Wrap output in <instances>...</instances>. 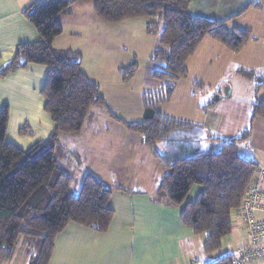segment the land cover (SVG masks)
Returning <instances> with one entry per match:
<instances>
[{"label": "crops", "instance_id": "obj_1", "mask_svg": "<svg viewBox=\"0 0 264 264\" xmlns=\"http://www.w3.org/2000/svg\"><path fill=\"white\" fill-rule=\"evenodd\" d=\"M37 1L0 0V70L14 57L20 43L39 40L37 29L23 15V11ZM217 9H220L219 15ZM189 10L195 16L227 20L230 29L250 28L254 32L260 28L264 38V0H191ZM249 12H253L250 17H254L252 23L245 19ZM60 21L63 32L55 38L53 47L57 51H73L81 55L83 72L100 85L105 104L117 117L114 113L111 115L105 106H93L80 134L60 135L55 156L58 165L72 178V184L75 182V188L78 180L74 178L75 168L71 165H78L76 159L81 165L96 164L94 170L87 172L112 189L108 204L114 210V216L106 232L69 222L56 237L49 264H209L224 255H239L249 246V239L245 225L235 212L232 213L233 230L223 239L221 248L205 253L206 234L204 237L194 233L181 221L184 203L171 204L164 193H160L161 179L167 169L155 158L143 136L124 124L143 120L144 93L160 87L153 78L152 72L157 64L150 60V55L147 78L136 79L135 75L129 82L122 80L119 68L126 65V60L114 59L113 53H123V49L110 44L107 39L108 36L115 37L112 33L122 28L125 21L112 23L101 20L91 0L74 3L70 13L60 15ZM146 27L147 24L145 30ZM155 47L148 50L150 54ZM213 63H216L214 68ZM226 67L242 80L241 83L250 81L257 87L258 77H264V40L250 39L240 51L234 52L207 35L187 61L188 76L183 78L187 99L177 105L173 98L175 91L169 104L173 101L176 105H172L170 110L158 105L157 109L167 116L203 125L200 142L203 149L218 150L224 140H233L250 130L249 136L237 147L243 156L257 163V172L260 167L264 168V153L259 155L254 150L255 145L264 149V117L253 116L257 97L251 101L242 118L238 113L242 110V103L233 107L228 103V108L218 110L209 107L208 102L200 101L202 104H199L194 101L199 98L200 89L205 93L208 86L212 87L210 78L214 73L219 71L217 75H227ZM48 72L46 65L30 64L0 77V110L5 105L10 110L6 140L24 150L50 137L55 128L51 115L44 108L45 98L41 94ZM181 81L176 82L175 90ZM263 87L264 84L257 90L264 91ZM105 89L116 93L118 109L113 108V100ZM234 93V85L231 84L230 95ZM258 99H264V95ZM230 110L236 115L232 121L228 115ZM246 117L247 126L244 127L242 120ZM162 146V143L157 144L160 152L164 150ZM256 172L253 180H261L264 187V177ZM195 190L199 194L203 187ZM194 196L195 193L187 196V202L194 201ZM256 215L262 217L264 213ZM197 236L203 238L197 239ZM195 238L198 242H194ZM195 243H199L198 256ZM188 245L192 247L191 252L187 251ZM22 260V264L30 261L28 247L24 249ZM242 264H264V260L253 259Z\"/></svg>", "mask_w": 264, "mask_h": 264}, {"label": "trees", "instance_id": "obj_2", "mask_svg": "<svg viewBox=\"0 0 264 264\" xmlns=\"http://www.w3.org/2000/svg\"><path fill=\"white\" fill-rule=\"evenodd\" d=\"M77 1L39 0L26 8L23 15L40 38L20 43L14 57L0 70L3 78L30 64L48 66L41 94L55 124L50 137L24 150L6 140L9 106L0 110V264L14 255L21 237L29 241L28 264H49L56 237L69 222L106 232L113 220L114 210L108 204L112 189L88 174L79 193H71L72 178L55 156L60 135L80 134L91 108L106 105L100 85L83 72L81 55L53 47L55 38L63 32L60 15L70 13ZM91 1L97 16L112 23L163 14L159 46L150 54V60L157 64L153 78L160 87L144 93L143 120L124 124L143 136L155 158L167 169L160 193L171 204L184 203L181 221L194 233L206 234L204 251L212 253L232 232V213L241 204L258 168L237 147L250 130L233 140H224L218 150L203 149V125L162 114L157 106L170 101L176 82L188 76L187 61L207 35L238 52L250 40L251 29H230L227 20L195 16L189 10L191 0ZM147 32L156 35V25L149 23ZM137 69L138 63L133 61L120 67L119 74L129 82ZM258 82L257 88L264 84V77H258ZM253 116L264 117V99L255 101ZM158 143L163 144V152L158 150ZM195 184L203 187L202 192L194 201L185 202ZM30 243L35 251L29 248ZM209 264H234L233 255Z\"/></svg>", "mask_w": 264, "mask_h": 264}, {"label": "rangeland", "instance_id": "obj_3", "mask_svg": "<svg viewBox=\"0 0 264 264\" xmlns=\"http://www.w3.org/2000/svg\"><path fill=\"white\" fill-rule=\"evenodd\" d=\"M216 12H217V15H219L220 9H217ZM252 13L253 12H249L246 15V18H245V19H247L246 22L252 23L254 21V17L250 18ZM163 20H164V18H163L162 12H159L156 16H151V17L127 19V21L124 20L125 22H123L124 25L122 26V28L114 30V32L112 34H115V37L108 36L107 40L110 44H112V45L114 44V46L118 45V46H120V48L123 49V53H118V54H116L115 52L113 53L114 59L117 57H120V59L125 58L126 65L131 64L133 61H136L138 63V69H137V72L135 74L136 79L147 78V76L150 72L149 71L150 51H148V50L153 46H156V47L159 46V44H157L158 33L160 32V30H162V26L164 23ZM132 21H137V22L132 23ZM105 22H107V21H105ZM149 23H153L156 25V35L148 34L147 27L145 30L146 24L148 26ZM157 29H158V31H157ZM255 38L257 41H263L264 40V38L262 37V33H261L260 28H256L254 32L251 29L250 39H255ZM152 44H153V46H152ZM126 65H124V66H126ZM215 66H216V63H213L212 67L214 68ZM228 70H229V67H226V71H225L226 73L225 74H227L226 75L227 77L226 76L223 77L222 75H217L220 73L219 71L214 73L212 75V77L210 78L212 87L208 86L205 93L202 92V90L200 89V91L198 93L199 98H197V100H194V101H195V103L200 102V101L204 102V103L208 102L209 107L216 108L218 110H221V108H225V109L228 108V105H227L228 103L230 104L231 107L235 106L236 103H242V110L238 112L240 115L239 117L242 118L243 116H245V113L247 112V110H249V106H250L251 101L253 100L252 102H254L256 99L262 98V96L264 95V91H263V89L257 90V87H255L254 82H250V81L244 82L243 81V83H241L242 80L240 78L235 77L234 74L230 70L229 71ZM183 84H184V81L182 79V81L180 82V84L178 86L179 88L177 90H175L176 92L174 91L175 94L173 93L174 94L173 98H174L175 103L177 105H179L180 101H185L187 99L186 90L183 89ZM231 84L234 85L235 93L233 95H230ZM149 86L150 85L148 84L147 87H149ZM218 89H220V91H217ZM105 90L107 91L108 96L111 97V99L113 100V103H112L113 108L118 109V106L116 104V99H115L116 93H114V92L112 93L108 89H105ZM190 99L193 101L192 98H190ZM201 102L199 104H202ZM175 103L172 101L169 104V101H168V102L160 103L159 105L164 110H168V109L170 110L172 108L171 107L172 105L173 106L176 105ZM105 107H106L105 109L110 114L114 113L110 108H108L107 105H105ZM212 108H210V109H212ZM234 112H237V111L234 110ZM248 112H250V111H248ZM113 115H115L117 117V115L115 113ZM228 115H229L230 121H232L233 117H236V115H234L231 110L229 111ZM246 122H247V117L242 120V126L246 127L247 126ZM254 150L259 155H263V153H264V149L259 147V146H256V145H255ZM76 160H77L76 162L78 165H76V164L71 165L72 168H75L74 178L76 180H78V183H76V188H75V184H74L75 182H73V184H72L71 191L74 192L73 194L79 193L86 175L90 174L87 171L88 170L91 171L92 169L94 170L96 167V164L89 165V164H83L82 163V165H81L79 160L78 159H76ZM85 172H86V174H85ZM256 174H259V176H260L259 171H257ZM196 187L202 188L201 185H198V184L193 185V188L189 192L190 193L188 195L189 197L193 193H195V196H194L195 199L198 197V193L196 194V190H195ZM129 192L133 193V191H131V190ZM186 201H187V198H186L185 202ZM200 235H204V237H205V233H200ZM201 237L203 238V236H201ZM201 237L197 236V239H201ZM24 239H25L24 237H21V239L19 240V242L17 244L18 246L16 247V250H15V253L10 258V262H6L8 260L5 259L1 262V264H22L23 263L22 258L24 257V249H26L28 247L27 245L29 244V241L27 240V238L25 240ZM197 239L195 238L194 242H198ZM194 246L196 248L195 254H196V256H198L200 254L197 251L199 248V243H195ZM29 248L32 249V251H33L34 245H32L30 243ZM186 248H187V251L191 252V249H192L191 245L190 246L188 245ZM192 255H193V257H195L194 253ZM198 259L201 260L202 257H198ZM203 259H206V256ZM176 260L178 261V257H176Z\"/></svg>", "mask_w": 264, "mask_h": 264}, {"label": "built area", "instance_id": "obj_4", "mask_svg": "<svg viewBox=\"0 0 264 264\" xmlns=\"http://www.w3.org/2000/svg\"><path fill=\"white\" fill-rule=\"evenodd\" d=\"M259 172L264 177V168H260ZM261 185V180H252L245 190L241 204L233 211L245 225L249 239V246L233 257L234 264L253 259L264 260V216L256 215L264 213V187Z\"/></svg>", "mask_w": 264, "mask_h": 264}]
</instances>
